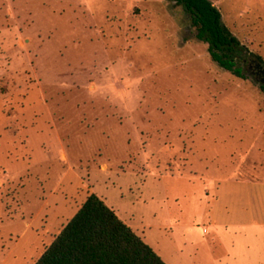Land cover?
Returning a JSON list of instances; mask_svg holds the SVG:
<instances>
[{
    "label": "rangeland",
    "instance_id": "374dc122",
    "mask_svg": "<svg viewBox=\"0 0 264 264\" xmlns=\"http://www.w3.org/2000/svg\"><path fill=\"white\" fill-rule=\"evenodd\" d=\"M212 3L264 61V0ZM241 64L169 0H0V264H34L90 193L167 264H264V172L237 206L208 175L253 165L264 91Z\"/></svg>",
    "mask_w": 264,
    "mask_h": 264
},
{
    "label": "trees",
    "instance_id": "16d2710c",
    "mask_svg": "<svg viewBox=\"0 0 264 264\" xmlns=\"http://www.w3.org/2000/svg\"><path fill=\"white\" fill-rule=\"evenodd\" d=\"M190 17L195 38L207 44L210 59L237 78L246 79L241 63L262 58L251 52L223 24L211 0H169ZM264 91V84L260 85ZM34 264H167L95 193L44 249Z\"/></svg>",
    "mask_w": 264,
    "mask_h": 264
},
{
    "label": "crops",
    "instance_id": "0c3cea01",
    "mask_svg": "<svg viewBox=\"0 0 264 264\" xmlns=\"http://www.w3.org/2000/svg\"><path fill=\"white\" fill-rule=\"evenodd\" d=\"M257 142H258V146H256L255 151L252 152L253 153L252 156L254 157L252 159L253 165L252 166L248 165L247 169H245L246 170L245 172H248L247 170L250 171L248 172L249 174L240 173L239 170L241 169V166H243L242 163L237 164V166H233L228 169L217 168L216 166H214L210 170V172L208 173L210 177L220 176L219 178H211V180L214 182V191H215L214 200L216 202H222V203L224 202L223 204H225V206L230 204L235 206L239 205L240 202L239 200L243 199L242 198L244 192L243 187L252 186V184H254L253 182L254 176L252 175L251 170L257 171V175L259 174V172L262 173L264 172V121L260 127L257 137H255L254 140L252 141L248 152L250 150L252 151V149L255 148V144ZM253 160H255L256 165L254 164ZM219 170L222 171L220 172ZM255 179H257L258 184H261V186L264 187V179H258L257 177ZM263 200L264 199L262 197V201ZM105 203L107 202L105 201ZM67 222L68 221H66L64 225H62L61 227L63 228ZM51 228L50 230L53 232L54 230H52ZM62 228L60 229V231L62 230ZM60 231L58 230L56 233L49 232V235H47L48 237L46 239V242L48 244L43 245V250L45 249V247H48L51 244L55 236H57Z\"/></svg>",
    "mask_w": 264,
    "mask_h": 264
},
{
    "label": "flooded vegetation",
    "instance_id": "af4514ba",
    "mask_svg": "<svg viewBox=\"0 0 264 264\" xmlns=\"http://www.w3.org/2000/svg\"><path fill=\"white\" fill-rule=\"evenodd\" d=\"M256 64L258 63L255 61H249L248 68L252 74H254L256 77L259 78V81H260L263 77L262 70L264 69V66L261 65V66L256 67Z\"/></svg>",
    "mask_w": 264,
    "mask_h": 264
},
{
    "label": "water",
    "instance_id": "95a60500",
    "mask_svg": "<svg viewBox=\"0 0 264 264\" xmlns=\"http://www.w3.org/2000/svg\"><path fill=\"white\" fill-rule=\"evenodd\" d=\"M258 66H261V65L258 63V64H256V67H258ZM262 74H263V77H262V79L259 82L261 84H264V69L262 70Z\"/></svg>",
    "mask_w": 264,
    "mask_h": 264
}]
</instances>
